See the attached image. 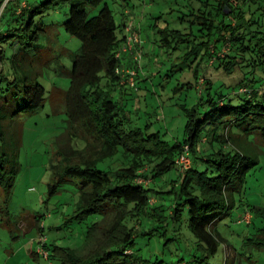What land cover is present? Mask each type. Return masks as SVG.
I'll return each instance as SVG.
<instances>
[{"label":"trees","instance_id":"16d2710c","mask_svg":"<svg viewBox=\"0 0 264 264\" xmlns=\"http://www.w3.org/2000/svg\"><path fill=\"white\" fill-rule=\"evenodd\" d=\"M111 1L0 0V187L6 199L21 169L17 148L25 119L49 107L48 114L65 115L63 134L78 131L72 132L76 147L58 150L47 184L49 196L62 195L58 204L65 202L61 218L69 243L48 238L37 221L51 264H211L222 243L232 252L263 249L264 206L250 204L244 195L264 144V0H187L189 10L179 15L188 21L183 28L150 27L179 62L156 63L144 38L150 62L143 64V56L141 67L128 65L131 52L122 51L135 7L122 2L119 23ZM63 32L78 38L80 46L61 49L57 37ZM63 55L70 64L61 62ZM164 66L166 73L159 76L166 82L177 70L181 79L193 75L174 89L198 88L196 105L181 103L184 138L174 142L150 124H133L126 100L136 99L135 88L123 84L119 73L137 70L140 89L155 67L161 72ZM207 72H241L242 78L226 85ZM56 75L69 77L67 89L52 84ZM56 98L63 107L59 113ZM204 141L210 146L203 147ZM184 146H189L188 168L177 162ZM248 210L261 223L242 230L250 233L237 239L240 249L221 227ZM179 226L196 238L192 250L188 244L182 249L188 254L171 259L151 253L147 247L155 236L183 244L175 232ZM232 256L227 253L226 264Z\"/></svg>","mask_w":264,"mask_h":264},{"label":"rangeland","instance_id":"374dc122","mask_svg":"<svg viewBox=\"0 0 264 264\" xmlns=\"http://www.w3.org/2000/svg\"><path fill=\"white\" fill-rule=\"evenodd\" d=\"M122 2H128L132 7H135V14H132L131 20L134 22V31L140 32L142 39V43L135 44L130 55L126 58L125 61L129 63L128 65L131 66L135 63V55L140 51L144 56L143 64L150 62V57L144 52V38L147 39L148 44L146 45V52L152 53L158 59L156 63L165 62L166 65L171 66V64L179 62L180 59H177L176 53H168L164 47L159 45V34L150 27L152 24L163 27L170 23L172 27L183 28L184 24H188V21L179 20V15L189 10V7L184 6L187 0H113L111 5L116 12V20L119 23L122 22V13L125 9ZM1 10H3V6L0 7V15ZM159 15L161 17H157ZM123 34L124 32L121 35ZM57 38L61 49L65 46L75 50L81 44L78 38L70 37L66 32L61 33ZM61 62L70 64V59L67 55H63ZM2 66L0 60V69ZM181 66L185 65H179V67ZM165 68L166 66L161 69V72H158L155 67L153 69L155 75H152L151 79L140 82V89L136 90L137 88H135L134 91L136 99H130L131 95H128L126 108L132 116L133 124L144 128L150 124L151 129L161 130L168 141L174 142L184 138L187 116L181 103L187 104L188 107L196 105L199 100L198 88L194 86L190 89H174V87H178L177 85L181 81H193V75L192 73H184L181 79L182 71L177 70L173 77L166 82L159 76L166 73ZM207 73L210 79L225 81L226 85H235L242 78L241 72L234 76H228L223 72ZM126 78L129 77L126 76ZM53 82L63 89H67L69 77L56 75L52 77V84ZM196 84L199 85V82ZM127 91L132 92V90ZM62 108L61 103L56 98L55 113L62 111ZM50 112L48 107L47 110L25 119L22 142L17 148L21 169L15 184L11 188L10 199H6L4 188L0 187V264H51L50 260L45 258L47 253L44 251L47 249L44 248L43 232L38 229V222L39 225L45 226L44 231L48 238L56 239L61 244L69 243L67 238L70 232L63 225L64 219L61 218L65 202L58 204L62 195L51 198L48 194L47 184L50 180L52 165L59 159L58 150L62 148L69 150L70 147H76L75 142L78 141H74L75 135L73 136V133L77 134L78 131L74 129L70 133L63 134L64 126L67 124L65 115L63 113L57 114V116L48 114ZM202 146L209 147L210 145L204 141ZM261 147L263 153L260 155V163L249 177L244 195L250 204L256 206H264V144ZM138 181L147 183L148 180L144 181L143 178H139ZM248 211L252 215V223L253 221L261 223V219H255L253 213ZM45 213L49 215L36 218ZM247 224L249 223L235 222L231 223V226H226L227 223H225V225L222 224L221 231L230 238L232 243L236 244V247L241 249L242 242L238 243L237 239H243V235L250 233L247 230L242 231L251 227ZM70 226L72 227L74 224L69 223ZM253 230L255 231V228ZM175 232L183 244L177 238L166 242L165 237L155 236L154 241L146 247L150 249L151 253H159L163 258L171 257L172 259L177 258L181 253L188 254L186 250L184 252L182 249L189 245L188 247L192 250L196 241L195 236L185 226L182 228L179 226ZM239 232L241 233L240 236L238 235ZM77 233L79 236L83 234L82 231ZM73 237L77 238V234ZM137 242L138 244L145 242L144 237L139 238ZM227 251L225 244L222 243L210 263L226 264L227 253L230 252V255L233 254V256L229 264H264V248L261 250L252 249L251 252L248 250L245 253L235 250V254L230 249Z\"/></svg>","mask_w":264,"mask_h":264},{"label":"built area","instance_id":"2783aa9c","mask_svg":"<svg viewBox=\"0 0 264 264\" xmlns=\"http://www.w3.org/2000/svg\"><path fill=\"white\" fill-rule=\"evenodd\" d=\"M126 30H127V37H126L127 40L122 51L124 50L125 52H131L135 44L142 43L141 34L140 32L136 33V31H134V22H130ZM142 57L143 54L141 51L135 55L134 60H136L135 63L137 64L138 67H141L142 65ZM119 73H121L122 76L126 79L125 81H123V84L128 83V85L130 84L131 87L137 88V83L135 80L136 75H138L137 70L129 69V68H122V69L120 68ZM126 76H128L129 78H126ZM177 162L179 165L184 166L185 168L190 167L191 159L189 157V146H184V153L180 156ZM251 216H252L251 213L248 211L243 216L239 217L238 222L252 223ZM45 239L46 236H43V240ZM44 252L48 254L47 251Z\"/></svg>","mask_w":264,"mask_h":264}]
</instances>
